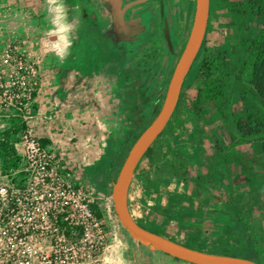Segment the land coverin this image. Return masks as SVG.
Instances as JSON below:
<instances>
[{
	"label": "rangeland",
	"instance_id": "obj_1",
	"mask_svg": "<svg viewBox=\"0 0 264 264\" xmlns=\"http://www.w3.org/2000/svg\"><path fill=\"white\" fill-rule=\"evenodd\" d=\"M77 1L85 0H0V49L20 43L40 72L54 65L48 54L63 50L62 43L50 47L54 36L63 40L75 35L82 42V47L78 42L79 50L95 51L76 64L71 59V65H64L69 75L60 76L62 88L66 85L72 101L82 106L58 105L53 113L44 114L32 134L40 143L49 141L46 147L69 166L91 206L101 214L108 246L104 264H187L129 235L114 212L111 192L129 150L162 105L190 32L195 0L141 2L146 9L139 11L140 19L126 21L119 16L121 27L114 25L113 29L120 34L115 39L110 17L99 11L76 10ZM111 1H120L118 6L123 3ZM246 1H209L200 54L184 81L182 99L171 120L135 169L128 209L140 227L166 239L216 255L250 249L258 263L264 264V139L236 140L232 124L246 112L264 122V112L248 100L233 106L230 122L208 106L196 116L189 105L201 87L200 78L192 77L198 60L220 51L231 58L243 39H253L264 30L261 19L243 18L234 11ZM83 15L88 26L81 23L78 28H67ZM95 62L102 63L100 78L91 74L99 69ZM81 63L82 72L88 74L82 81H72L70 70ZM80 89L85 97L75 94ZM11 127L9 122H0V135ZM177 166L183 170L179 177L173 173ZM218 208L234 224L219 227Z\"/></svg>",
	"mask_w": 264,
	"mask_h": 264
},
{
	"label": "built area",
	"instance_id": "obj_2",
	"mask_svg": "<svg viewBox=\"0 0 264 264\" xmlns=\"http://www.w3.org/2000/svg\"><path fill=\"white\" fill-rule=\"evenodd\" d=\"M39 92L37 62L20 43L2 47L0 122L21 130L9 138L20 163L4 170L0 161V264H104V222L69 166L29 129Z\"/></svg>",
	"mask_w": 264,
	"mask_h": 264
},
{
	"label": "trees",
	"instance_id": "obj_3",
	"mask_svg": "<svg viewBox=\"0 0 264 264\" xmlns=\"http://www.w3.org/2000/svg\"><path fill=\"white\" fill-rule=\"evenodd\" d=\"M234 11L243 18L250 15L264 21V0H248L246 3L240 4ZM235 50L231 58L228 52L220 51L204 54L198 60L192 77L200 78L201 87L196 89L195 98L189 102L196 116H201L202 109L208 106L217 114H223L225 119L231 122L233 106L248 100L258 103L259 110L264 112V30L253 39H243ZM245 75L246 80L243 81L242 78ZM239 83L240 86L235 87ZM242 88L245 89L242 90ZM181 99L182 94L179 103ZM232 124L236 140L256 142L264 139V122L251 112H246L245 116ZM12 129L4 132L2 135L4 140L0 141V161L3 162L4 170L17 167L20 163V158L16 155L12 145L9 144V138L11 133L18 135L21 129L17 127ZM41 145L46 146V143L41 141ZM150 149L146 156L150 153ZM182 172L183 170L179 166L173 169V173L177 177ZM91 209L95 216L101 219V214L93 206ZM218 210L217 216L220 220L217 225L219 227L222 224L228 227L234 224V222L231 223L227 213H222L220 208ZM231 257H243L242 259L259 264L256 255L250 249L241 254H233Z\"/></svg>",
	"mask_w": 264,
	"mask_h": 264
},
{
	"label": "water",
	"instance_id": "obj_4",
	"mask_svg": "<svg viewBox=\"0 0 264 264\" xmlns=\"http://www.w3.org/2000/svg\"><path fill=\"white\" fill-rule=\"evenodd\" d=\"M209 1L195 0L194 16L184 48L173 69L164 100L151 124L134 142L114 182L111 199L114 212L123 228L147 248L187 264H257L255 262L195 250L140 227L130 215L128 192L138 164L163 133L179 103L184 81L201 50L209 19ZM171 50V44L168 40ZM158 104L154 106V111Z\"/></svg>",
	"mask_w": 264,
	"mask_h": 264
},
{
	"label": "crops",
	"instance_id": "obj_5",
	"mask_svg": "<svg viewBox=\"0 0 264 264\" xmlns=\"http://www.w3.org/2000/svg\"><path fill=\"white\" fill-rule=\"evenodd\" d=\"M89 0H85L83 2H76L78 5L75 6L74 8L79 11L83 10H89V11H98L97 9H101L100 7H97V2H94V0H90V5L89 2H87ZM79 5L81 8H79ZM97 7V8H95ZM82 23V26H88L87 22V18H81L80 20H77V22H69V24H67V28H74V27H79L80 24ZM66 25V24H65ZM76 32V30H74ZM85 37V36H84ZM79 39V38H78ZM77 39V36L74 35V37H70L69 36H65L63 37V40H61L60 37L54 36L51 40V48L55 49L59 44H63V50H58L53 52L52 54H48V56H52L53 61V66H50L49 68H47L44 71L40 72V92L39 95L37 96V98L35 99V102L32 106V115L35 116V119H32L31 121H29L28 126L30 131L32 132L34 129H38L39 126L41 125L40 122L42 123V118L44 116V114H49V113H53V111H55L54 109L56 107H58V105L60 106H65L70 102V106L71 107H81V104L76 103L74 100L72 101V98L70 96V94H68L67 91V87L66 85L62 88L63 86V81L61 80V75H69L68 73V69H66L64 67L65 64L71 65L73 60H74V64H76L77 60H81V59H86L87 58H91L92 55H95V51L92 52L89 49H81L79 50V45L78 42L81 43L79 40ZM86 39V37H85ZM83 41V40H81ZM85 41V40H84ZM87 42V41H86ZM90 43V42H89ZM76 45H78L76 47ZM82 47V45H81ZM104 54V53H103ZM102 54V55H103ZM48 56H46L48 58ZM101 53H100V59L101 58ZM66 59V60H65ZM71 59H73L72 61H70ZM87 63V62H86ZM96 63V62H95ZM62 64V65H61ZM85 64V63H84ZM60 65V67L56 68V66ZM82 65L83 63H81V65L79 66H75L74 69L70 70V72L72 73V75H74V77H72V81H77L79 82V80L82 81L83 77L86 76L85 72H82ZM96 65L99 67L97 72H91V74H94L93 76H99V78L101 77L102 69H101V62H97ZM80 69V70H77ZM75 72H74V71ZM101 73V74H100ZM71 75V74H70ZM75 78V79H74ZM78 94L80 96L85 97L84 94H82V91L80 89V91L75 92V94ZM98 97V96H97ZM82 101V99H81ZM75 103V104H74ZM62 104V105H61ZM59 106V107H60ZM39 120V122H38ZM32 122V123H31ZM32 124V125H31ZM48 124H46L45 126H47ZM34 132V131H33ZM45 143H48L49 141H42ZM217 224V222H216Z\"/></svg>",
	"mask_w": 264,
	"mask_h": 264
},
{
	"label": "flooded vegetation",
	"instance_id": "obj_6",
	"mask_svg": "<svg viewBox=\"0 0 264 264\" xmlns=\"http://www.w3.org/2000/svg\"><path fill=\"white\" fill-rule=\"evenodd\" d=\"M144 1L147 2L148 0H123V3H121L118 6L120 1L94 0V2H97V7L101 8L100 10L97 9L100 12V15L104 14L105 18H107L108 16L110 17L109 18L110 26L112 28V30L110 31H111V37L113 39H115L116 34H120V33H114L116 31L113 29V28H116L114 27V25L117 26L118 28L121 27L120 23H118L119 16L121 15L122 18L125 19L126 21H129V20L134 21V20L140 19L142 16H140L139 11H143L146 9V7L143 6ZM87 2H89V5H90L91 1L89 0ZM141 2L143 3L141 4ZM119 10H121L122 12H120ZM122 35L124 36V34Z\"/></svg>",
	"mask_w": 264,
	"mask_h": 264
}]
</instances>
